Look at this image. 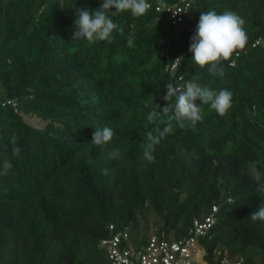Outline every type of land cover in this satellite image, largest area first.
I'll use <instances>...</instances> for the list:
<instances>
[{
	"label": "trees",
	"instance_id": "trees-1",
	"mask_svg": "<svg viewBox=\"0 0 264 264\" xmlns=\"http://www.w3.org/2000/svg\"><path fill=\"white\" fill-rule=\"evenodd\" d=\"M148 3L143 16L112 17L123 33L114 30L111 42L89 44L70 40L75 11L96 10L102 0H0V170L6 158L12 164L0 175V264H110L99 246L110 223L127 226L138 247L153 230L182 238L213 205L215 222L198 240L205 263L264 264V221L249 217L264 204V0H194L175 23L156 11L158 0ZM209 10L238 14L248 37L222 63V78L188 50ZM197 75L201 86L230 90L231 108L219 116L202 105L195 129L172 121L174 132L149 163L144 133L163 129L167 118L149 122L148 113L168 103L166 84ZM105 126L111 142L92 144ZM114 148L120 155L112 160ZM253 162L259 182L249 173Z\"/></svg>",
	"mask_w": 264,
	"mask_h": 264
},
{
	"label": "clouds",
	"instance_id": "clouds-1",
	"mask_svg": "<svg viewBox=\"0 0 264 264\" xmlns=\"http://www.w3.org/2000/svg\"><path fill=\"white\" fill-rule=\"evenodd\" d=\"M158 5L161 8L167 7L164 0H158ZM150 7L148 0H102L101 6L96 10H90L87 7L77 8L74 20L75 31L70 40L85 39L89 44L98 41L111 42L114 30L123 33V28H118L112 17L124 12H129L133 17H140L146 14ZM244 23V20L238 14L230 10H225L219 14L215 10L201 12L195 32L190 37L188 49L192 53V60L195 64L201 68L208 66L210 75L224 77L225 69L222 63L230 61L234 53L246 46L248 37ZM259 41H261L260 38L253 45ZM128 45L133 46L131 38L128 40ZM234 63L235 61H232L229 66H234ZM198 80L199 76L197 75L186 84H166L164 86L166 94L163 99L168 103L162 108L159 104H155L148 113L147 119L149 122L160 117L167 118V124L163 129L157 126L144 133L146 143L142 145L143 158L149 163L155 162L154 146L159 144L162 138L174 132L172 121H175L182 129H195L197 123L202 122L204 119L202 105H209L211 110L219 116H225L231 108L232 92L230 90L222 88L215 91L195 82ZM173 98H175L174 103ZM197 101L200 103L197 104ZM163 122L161 120V123ZM113 135L114 132L110 127L96 128L91 143L97 146L106 145L111 142ZM18 140V135L13 133L10 139L13 157L18 156L21 152V149L17 146ZM119 155V149L114 148L109 153V159L115 160ZM11 168L12 164L6 158L3 161L0 175H7L8 170ZM248 169L250 175L259 182L261 172L257 170L256 163H250ZM102 174L107 175L108 169H104ZM258 190L264 191V185H259ZM249 217L253 222L257 220L264 221V204Z\"/></svg>",
	"mask_w": 264,
	"mask_h": 264
},
{
	"label": "built area",
	"instance_id": "built-area-1",
	"mask_svg": "<svg viewBox=\"0 0 264 264\" xmlns=\"http://www.w3.org/2000/svg\"><path fill=\"white\" fill-rule=\"evenodd\" d=\"M193 1L175 0L164 8L155 5V9L167 12L172 23H175L184 18ZM217 208L213 205L205 217L193 219L188 234L182 238L169 240L164 238L163 233L159 234L153 230L147 240L138 247L129 244L127 226L119 228L110 223V235L101 238L99 246L105 250L110 264H192L194 258L202 257L203 248L198 240L215 222ZM241 261V258L231 263L226 258L222 260L224 264H241Z\"/></svg>",
	"mask_w": 264,
	"mask_h": 264
},
{
	"label": "rangeland",
	"instance_id": "rangeland-1",
	"mask_svg": "<svg viewBox=\"0 0 264 264\" xmlns=\"http://www.w3.org/2000/svg\"><path fill=\"white\" fill-rule=\"evenodd\" d=\"M27 121L29 123H31L32 125L34 126H38V127H42L45 122L42 121L40 118H37V117H34V116H29V117H26ZM192 264H206L205 261L202 259L201 256L197 257V258H194Z\"/></svg>",
	"mask_w": 264,
	"mask_h": 264
}]
</instances>
